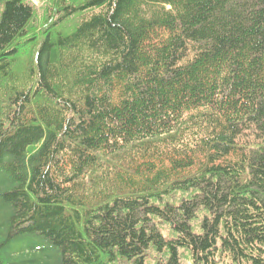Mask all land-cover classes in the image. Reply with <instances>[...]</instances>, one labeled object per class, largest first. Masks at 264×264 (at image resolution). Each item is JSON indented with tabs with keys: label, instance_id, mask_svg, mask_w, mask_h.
<instances>
[{
	"label": "trees",
	"instance_id": "obj_1",
	"mask_svg": "<svg viewBox=\"0 0 264 264\" xmlns=\"http://www.w3.org/2000/svg\"><path fill=\"white\" fill-rule=\"evenodd\" d=\"M41 9L25 54L0 0V264H264V0Z\"/></svg>",
	"mask_w": 264,
	"mask_h": 264
},
{
	"label": "rangeland",
	"instance_id": "obj_2",
	"mask_svg": "<svg viewBox=\"0 0 264 264\" xmlns=\"http://www.w3.org/2000/svg\"><path fill=\"white\" fill-rule=\"evenodd\" d=\"M28 2L36 8L38 15H40V16L36 20V22L34 23V27H32V29L30 30V33L25 38L24 42L21 44V46L24 47L23 53H25V54L28 53L27 52L28 48L25 47L24 44L30 43L29 39L34 38L35 31H36V33L42 32L43 25H44V18H42V16H41V11H42L41 8L45 5L46 2H52V0H28ZM181 262H182V264H190L189 258L185 252H181ZM149 264H153L152 261H150Z\"/></svg>",
	"mask_w": 264,
	"mask_h": 264
}]
</instances>
